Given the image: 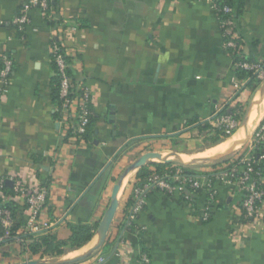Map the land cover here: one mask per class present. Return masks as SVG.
Returning a JSON list of instances; mask_svg holds the SVG:
<instances>
[{
    "label": "crops",
    "instance_id": "obj_1",
    "mask_svg": "<svg viewBox=\"0 0 264 264\" xmlns=\"http://www.w3.org/2000/svg\"><path fill=\"white\" fill-rule=\"evenodd\" d=\"M26 1L0 0V61L9 57L14 68L7 91L0 76V180L14 190L10 177L47 187L41 219L53 223L60 240L69 238L70 223L100 222L117 179L138 157L153 151L195 156L177 146L206 139L187 123L232 108L238 85L239 99L249 98L225 48L214 0H51V19L33 9L31 26L19 32L11 23ZM239 30L243 53L264 62V0H245ZM53 40L63 44L74 80L91 92L94 123L86 142L64 141L67 129L55 115ZM136 173L124 182L106 250L75 264H123L124 255L126 264H137L142 244L151 264H264V209L258 226L246 224L237 189L227 183L217 184L218 209L209 222L178 194L155 191L136 221L142 234L120 227ZM205 197L200 194L198 211ZM19 219L24 224L0 247V262L57 257H31L24 250L30 240L20 238L32 232L27 208Z\"/></svg>",
    "mask_w": 264,
    "mask_h": 264
},
{
    "label": "built area",
    "instance_id": "obj_2",
    "mask_svg": "<svg viewBox=\"0 0 264 264\" xmlns=\"http://www.w3.org/2000/svg\"><path fill=\"white\" fill-rule=\"evenodd\" d=\"M51 0H27L18 14L12 21V25L16 26L20 32H25L32 24L30 12L33 9H39L42 14L51 19L49 12ZM212 7L218 13L220 27L223 31L225 38V48L231 55L232 60L234 57H243L242 51V36L239 30L234 28L237 26L234 19H222L220 12L230 13L232 9L229 6H218L216 0L213 1ZM64 49L60 41L53 40L51 43V53L54 55L55 62L60 72L61 87L60 95L63 99V104L59 112L60 119L67 129L74 130L78 136H71V139L77 140L87 131L90 123V116L92 114L91 103L92 96L90 90L81 83L74 80L71 74L70 62L66 61L62 52ZM2 68L0 76L4 83L5 91L8 90L10 85V77L14 72L13 62L9 57H1ZM236 68H243L253 70L260 80H264V66L260 61L249 62L241 59L234 62ZM245 83V82H244ZM241 85H238V93L234 96V108L240 100H238L239 93L241 92ZM73 96V97H72ZM230 108L226 112H218L210 120L212 126L221 127L229 135H233L239 128L241 121L238 120ZM264 141V119L253 129L248 137L246 144L237 152L245 147H253L254 143ZM235 152V153H237ZM264 158V155L260 156ZM254 157L249 153L241 155L239 162L233 165L230 169H221L214 177H209L205 174L191 177L183 172V169H178L173 175H161L153 173L145 178L142 184L134 185L136 177H134L132 187V198L134 204L129 209L128 225L134 224L140 214L144 211L148 196L155 192L161 191L166 194H178L182 201L188 205L193 213L203 222H209L218 209V196L219 190L217 184L227 183L236 187L240 196L238 205L242 221L248 225H256L261 222L262 211L264 209V175L261 174L260 168L256 165ZM209 170V169H208ZM204 171V170H203ZM15 183V195L7 196L3 194L5 179L0 180V196L4 200H15L19 203L26 204L29 212L28 227L32 232H39L42 230L50 229L53 223L42 220L41 213L46 205L48 197V189L44 185L38 184L35 187H29L24 180L16 177H10ZM205 194L206 202L204 206L198 211L199 196ZM0 221L6 229L5 233L0 236V242L11 236L10 231V212L8 210H0ZM14 239L17 238L15 235ZM50 258V257H47ZM123 264H126L129 259L128 255H124ZM44 259V258H43ZM104 257H98L99 262H104ZM137 264H151V256L147 251L140 250L138 254Z\"/></svg>",
    "mask_w": 264,
    "mask_h": 264
},
{
    "label": "trees",
    "instance_id": "obj_3",
    "mask_svg": "<svg viewBox=\"0 0 264 264\" xmlns=\"http://www.w3.org/2000/svg\"><path fill=\"white\" fill-rule=\"evenodd\" d=\"M216 2L218 6L221 8L223 6H229L232 9L230 13L220 12V16L222 19L225 18L234 19L237 25L234 29L239 30V19L244 11L245 0H216ZM62 52L65 56L66 61L70 62L69 61L70 58L67 55L65 48L62 49ZM241 59L247 60L249 62H258L256 59L249 57L245 54L243 55V57H234L235 61ZM51 60H52V72H53L51 78L52 99L56 108L60 109L63 104V99L60 95L61 77H60L59 69L54 59V55L52 53H51ZM235 61H233V64H235L234 63ZM1 63L2 62L0 61V68H2ZM261 63L264 66V62ZM233 66L237 78L245 82L243 88H254L256 90V87L258 86V82H261V80L254 73V71L243 68H236L235 65ZM226 109L227 108H225V110H222L221 112H226ZM231 111L234 113V116L242 122L245 115V109L243 105L240 102H238L237 105L231 109ZM55 115L56 118L60 117V114L57 111ZM93 123H94V117L93 114H91L90 123L87 127V131L82 135L81 138L77 139L78 141L86 142L90 139V136L92 134ZM187 126L188 127L196 126L201 133H205L206 139H210L214 143H218L222 139L226 140L228 137L231 136L228 133H226L223 128L212 126L210 121L201 122L198 121L197 118L189 121L187 123ZM71 136H78V134L74 132L73 128L69 129L68 136L64 141H67V139L70 138ZM247 153H249V155L254 157L257 163L256 165L260 168L261 174L264 175V158H260V156L264 155V141H260L258 143H254L253 147L250 146L245 147L241 151V154L238 152L233 153L222 160L208 163L207 165H205L206 170L204 171L198 170L197 169L198 167L196 166H184L178 161L167 162V163H153L151 165H146L137 171L135 175L137 180L134 185L142 184L145 178L149 175H152L153 173H157L161 175H173V173H175V171H177L180 168L183 169V172L186 175H189L193 178L201 174H205L209 177H214L219 170L221 169L228 170L233 165H236L239 162L241 155ZM3 194L7 196H14L15 190L14 188H8L4 186ZM133 204H134V198L132 197H130L125 203H123L121 210L122 219H121L120 227L126 228L128 231L132 233H138L139 235H141L142 230L137 227L136 222L134 224L132 223L128 225L129 209ZM26 208L27 205L25 203L22 204L13 199L4 200L3 197L0 196V210L1 209L8 210L10 212L11 221L13 222L12 226H10L11 236L0 242V247L14 240L13 237L16 235L17 229H19V227L24 224L23 221L19 219V215H21L23 213V209ZM98 224L99 223L91 224V223H83V222L70 223L69 228L71 230V234L69 238L66 240L58 239L56 234L52 232L51 228L34 233L27 232L24 235L22 234L20 238L24 240L26 239L30 240L29 242L25 243L24 250H26L31 257L43 258L45 256H63L69 252L77 251L83 248L84 246H86L88 243H90L95 235ZM5 230L6 229L3 227L0 221V236L5 233ZM108 241L109 239L106 241L105 245L101 250L103 249L106 250V247L108 246ZM141 250L147 251L149 253L148 249L145 247L144 244L141 245ZM4 255L7 256V253H4Z\"/></svg>",
    "mask_w": 264,
    "mask_h": 264
},
{
    "label": "water",
    "instance_id": "obj_4",
    "mask_svg": "<svg viewBox=\"0 0 264 264\" xmlns=\"http://www.w3.org/2000/svg\"><path fill=\"white\" fill-rule=\"evenodd\" d=\"M262 95H264V82L255 92L239 128L231 136L232 138L236 134H238L237 137L238 139L234 140L231 143L230 147L225 149L224 151L216 153L211 156L196 155V156H188L187 158L180 155L176 151H164V152L153 151V152L144 153L140 157H138L131 165H129L124 170V172L119 176L117 182L115 183L111 194L110 204L107 207L106 211L104 212L98 224L95 235L93 237L94 241L92 242L90 247L85 251L79 253L74 257H68V258L62 256L50 257L46 259L33 258V259L23 260L20 262H9L3 264H75L92 257L100 248L103 247V245L108 239L109 232L112 228V225L114 223V220L117 216L121 204L120 190L124 182L131 176V174L137 172L140 168L146 165H151L153 163H167V162L178 161L184 166H199L203 164L212 163L214 161L222 160L227 156L237 152L244 146L248 138V134H249L248 132L250 131L249 130L250 118L252 112L256 107L258 101L257 99L262 97ZM7 183L13 185V181L11 182L7 181Z\"/></svg>",
    "mask_w": 264,
    "mask_h": 264
},
{
    "label": "rangeland",
    "instance_id": "obj_5",
    "mask_svg": "<svg viewBox=\"0 0 264 264\" xmlns=\"http://www.w3.org/2000/svg\"><path fill=\"white\" fill-rule=\"evenodd\" d=\"M263 82H264V80H261V82H258V86L256 87V90L259 89V87L262 85ZM256 90L254 88H249V91H250L249 92V98L245 99V101H244L247 104L242 102L239 99V97H238V100L241 101L240 103L243 105V107L245 109V113H246V111H247V109L249 107V104H250V102H251V100L253 98V95H254ZM190 138H192V137H190ZM224 141L225 140L222 139L220 142L214 143L210 139L199 140V141H192V139H186L185 141H182L181 143H179L177 146H179L178 148L180 150H182L181 152L185 153L186 156H188V155H195L196 156V154H199V156H203V155L205 156V154L207 155L208 153L209 154H211L212 152L215 153V151L218 150V148H216V147L219 144H221L222 142H224ZM203 165H199V166H196V167H198L197 168L198 170H206V166L205 165H207V164H203ZM200 166H202V167H200ZM133 181H134V179H133ZM259 224L260 223H258L256 225L258 226ZM256 225H254V226H256ZM1 261H2V259H1ZM0 264H3V262H0Z\"/></svg>",
    "mask_w": 264,
    "mask_h": 264
},
{
    "label": "bare ground",
    "instance_id": "obj_6",
    "mask_svg": "<svg viewBox=\"0 0 264 264\" xmlns=\"http://www.w3.org/2000/svg\"><path fill=\"white\" fill-rule=\"evenodd\" d=\"M257 100L258 101H257L256 107H255L254 111L252 112V115H251V118H250V122H249V128H250L249 129L250 131L248 132L249 134L252 132L253 128L256 126V124L260 121L261 117L264 115V95H262V97H260ZM249 134H248V136H249ZM237 137H238V134H236L232 138H229L226 143H223L222 145H219V146L216 147V148H218V150L215 151V153L212 152L213 153L212 154L210 152L211 154L208 153L207 155L211 156V155H214L216 153L224 151L225 149L230 147L231 143L234 140L238 139ZM205 156H206V154H205ZM123 187H124V184H123V186H122V188L120 190V194H121V191H122Z\"/></svg>",
    "mask_w": 264,
    "mask_h": 264
}]
</instances>
